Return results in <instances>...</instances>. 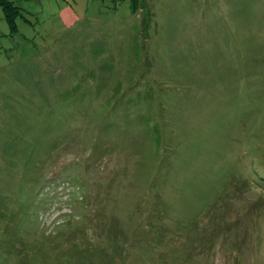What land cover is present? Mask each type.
Here are the masks:
<instances>
[{
  "label": "rangeland",
  "instance_id": "374dc122",
  "mask_svg": "<svg viewBox=\"0 0 264 264\" xmlns=\"http://www.w3.org/2000/svg\"><path fill=\"white\" fill-rule=\"evenodd\" d=\"M5 1L0 264H264V0Z\"/></svg>",
  "mask_w": 264,
  "mask_h": 264
},
{
  "label": "trees",
  "instance_id": "16d2710c",
  "mask_svg": "<svg viewBox=\"0 0 264 264\" xmlns=\"http://www.w3.org/2000/svg\"><path fill=\"white\" fill-rule=\"evenodd\" d=\"M137 1L138 0H132ZM136 3V4H137ZM1 5H3L4 9V16L7 22L10 24V26L15 29L16 26V18L20 15V10L17 6L13 4V2L5 1L3 0L0 2ZM138 5V4H137ZM137 5L133 4V7L135 8Z\"/></svg>",
  "mask_w": 264,
  "mask_h": 264
},
{
  "label": "bare ground",
  "instance_id": "6f19581e",
  "mask_svg": "<svg viewBox=\"0 0 264 264\" xmlns=\"http://www.w3.org/2000/svg\"><path fill=\"white\" fill-rule=\"evenodd\" d=\"M122 209V208H121Z\"/></svg>",
  "mask_w": 264,
  "mask_h": 264
}]
</instances>
